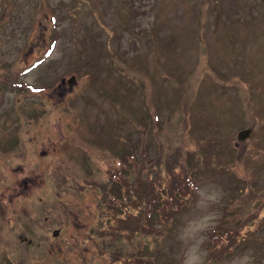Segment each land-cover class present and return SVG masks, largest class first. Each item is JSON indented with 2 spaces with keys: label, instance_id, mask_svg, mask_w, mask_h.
Returning a JSON list of instances; mask_svg holds the SVG:
<instances>
[{
  "label": "rangeland",
  "instance_id": "1",
  "mask_svg": "<svg viewBox=\"0 0 264 264\" xmlns=\"http://www.w3.org/2000/svg\"><path fill=\"white\" fill-rule=\"evenodd\" d=\"M219 1L0 0V264H205L213 200L220 264H264V0ZM152 174L170 196L179 175L210 185L159 243Z\"/></svg>",
  "mask_w": 264,
  "mask_h": 264
},
{
  "label": "trees",
  "instance_id": "2",
  "mask_svg": "<svg viewBox=\"0 0 264 264\" xmlns=\"http://www.w3.org/2000/svg\"><path fill=\"white\" fill-rule=\"evenodd\" d=\"M217 2H219L221 4V2L219 0H216ZM248 0L246 2V4H248ZM212 7L216 8V12L219 10L220 12H223V7L221 5H216L213 4ZM198 33H200L201 35H204V27L203 25H201L198 29H197ZM209 48V45L207 46L206 49ZM211 48V46H210ZM209 48V50H211ZM17 85H21V84H17ZM74 131L78 132L77 129H73ZM79 133V132H78ZM79 137L78 139L81 141V143L87 147H91V145L96 144V141H94L95 139H90V140H82L80 137H85V135L83 133H79ZM21 141V140H20ZM81 149H83V146L80 145L79 146ZM13 149V148H12ZM0 151H3L0 149ZM82 151V150H81ZM56 160H57V156H56ZM195 164H198V162L196 161V158H194L193 161ZM167 168H169V166H167ZM153 175V174H152ZM145 176V174H144ZM180 180H178V184L180 187V193L176 194L174 196H170L169 193H167V195L165 194V184L155 175H153V177L149 180L146 181V184L151 187L154 188L152 194L149 195L150 198V203L152 206V209L154 211V215L152 217V219H157L158 223H162L164 224L163 227L158 228L156 234H157V238H156V242H160L164 239L167 238H173L176 234H177V228L176 226L173 224L174 222V212L179 211L180 209H182L186 203H189V196L191 194H188L189 191L186 189L185 187V183L183 181V179L181 178V176L179 175ZM114 184V188L113 190L115 191V193H117V198L122 200L124 197V194H122L121 192V186H118L119 184H121V180L120 181H113L112 182ZM44 205L42 206L41 210L43 213L47 214L50 212V210H53L54 215H58L61 216L60 214V207L59 204H57V199H54V202H49L50 200H53L51 198H44ZM29 207L27 206H23L21 208V211H25L27 210ZM127 215V213L125 214V216ZM151 219V220H152ZM30 220V218H29ZM35 220H37V218H35ZM128 229L130 231H136L131 229L130 227H128ZM232 232V231H231ZM176 238V236H175ZM224 238L222 236H216L214 235L212 237V245L210 247V252H211V256L213 257V259L215 258H219L221 256H223L225 253H223V250L228 247L229 244L225 243ZM219 240L220 243H219ZM158 251L161 252V250L159 249ZM151 261L154 263V258L152 257ZM157 263V261H156ZM159 264H162V259L159 260ZM167 264H173L172 261H169Z\"/></svg>",
  "mask_w": 264,
  "mask_h": 264
}]
</instances>
